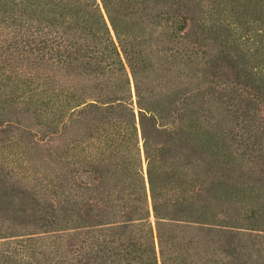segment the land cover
<instances>
[{
  "label": "trees",
  "instance_id": "trees-1",
  "mask_svg": "<svg viewBox=\"0 0 264 264\" xmlns=\"http://www.w3.org/2000/svg\"><path fill=\"white\" fill-rule=\"evenodd\" d=\"M138 2L156 6L129 7ZM126 3L0 0L9 34L0 39V103L17 97L26 111L51 116L49 138L33 143L52 152L53 176L40 180L55 197L54 221L73 224L55 228L73 232L70 264H201L179 241L186 224L207 223L186 194L203 200L200 188L213 173L200 147L196 95L177 88L185 73L165 64L170 48L156 53ZM174 15L192 19L183 8ZM88 207L101 222H89Z\"/></svg>",
  "mask_w": 264,
  "mask_h": 264
},
{
  "label": "rangeland",
  "instance_id": "rangeland-1",
  "mask_svg": "<svg viewBox=\"0 0 264 264\" xmlns=\"http://www.w3.org/2000/svg\"><path fill=\"white\" fill-rule=\"evenodd\" d=\"M135 1L127 0L126 11L144 26L139 32L156 53L170 48L162 60L185 73L177 88L196 95L206 142L200 147L213 164L200 188L203 200L193 190L186 194L207 223L186 224L179 241L201 264H264V0H150L154 9L129 7ZM178 8L190 13L189 23L173 16ZM162 9L170 13L159 19ZM1 19L6 42V14ZM177 51L180 59L171 56ZM23 107L17 97L0 103V264H70L73 232L55 228L73 224L54 221L55 197L40 180L53 176L52 152L33 143L49 138L51 116ZM84 211L91 224L101 222L98 209ZM193 234L197 244L189 243Z\"/></svg>",
  "mask_w": 264,
  "mask_h": 264
}]
</instances>
